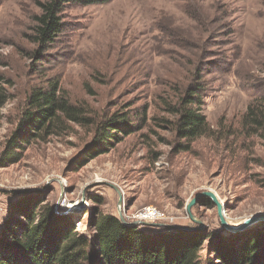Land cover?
Here are the masks:
<instances>
[{"label":"rangeland","instance_id":"obj_1","mask_svg":"<svg viewBox=\"0 0 264 264\" xmlns=\"http://www.w3.org/2000/svg\"><path fill=\"white\" fill-rule=\"evenodd\" d=\"M37 12L36 0H0V87L6 95L0 155L28 94L49 81L72 104L87 107L93 124L69 123L61 135L28 144L18 162L0 167V229L23 191L68 213L82 232L96 208L119 217L117 189L128 222L150 204L172 219L157 223L208 228L228 238L249 217L264 214V127L250 134L242 126L253 95L264 93V0L72 5L65 11L72 28L40 63L30 57L34 46L25 38ZM196 61L203 69L201 107L214 133L187 143L186 150L168 128L166 119L173 116L164 108L191 81ZM114 113H125L134 131L84 161L96 125ZM205 190L216 194L234 230L222 225L215 203L197 201L206 195L187 212Z\"/></svg>","mask_w":264,"mask_h":264},{"label":"trees","instance_id":"obj_2","mask_svg":"<svg viewBox=\"0 0 264 264\" xmlns=\"http://www.w3.org/2000/svg\"><path fill=\"white\" fill-rule=\"evenodd\" d=\"M110 0H36L26 40L34 62L46 57L48 48L67 30L72 21L69 6L94 5ZM202 61H196L191 81L176 90L174 101L165 102L168 128L184 140L179 147L200 137L213 136V128L202 111ZM0 77V81H1ZM6 95L0 87V106ZM125 113H114L96 125L92 141L83 149L84 161L109 151L134 129ZM128 118V117H127ZM69 123L91 125L87 107L72 104L57 82L34 88L26 98L17 122L5 140L0 167L18 162L26 146L59 136ZM250 134L264 127V93L252 97L242 117ZM83 164V163H82ZM13 201L0 229V264H264V221L239 231L232 237L208 228L186 230L163 227L146 231L123 223L118 216L95 209L88 217L85 232L77 230L68 213H58L37 196L23 191ZM213 200L209 196L198 198ZM96 203L99 198L92 197ZM99 203V204H100ZM214 203V202H213Z\"/></svg>","mask_w":264,"mask_h":264},{"label":"water","instance_id":"obj_3","mask_svg":"<svg viewBox=\"0 0 264 264\" xmlns=\"http://www.w3.org/2000/svg\"><path fill=\"white\" fill-rule=\"evenodd\" d=\"M117 191L119 193V200H118L119 219L123 223L128 224V225H138V226L146 225V226H152V227H167L166 224H161V223H153V222H145V221H131V222H128L125 219H123L122 212H121L122 195H121V192L118 189H117ZM202 195L209 196L213 200V202L216 204L217 212H218V215L220 217L222 225L228 230H234V229L230 228V226L227 224V222L224 219L223 204L221 203V201H219V199L217 198L216 194L213 191H211V190H205V191H202V192L198 193L196 195V197L192 200V202L187 205V212L191 215V211H190L191 205L196 201V199L198 197H200ZM191 218L194 221H197V223H199L200 226H203L200 220L194 218L193 216H191ZM260 221H264V214H259V213L255 214V215L249 217L240 227H238L235 230L241 231L242 229H245V228L249 227L250 225L255 224L257 222H260Z\"/></svg>","mask_w":264,"mask_h":264},{"label":"built area","instance_id":"obj_4","mask_svg":"<svg viewBox=\"0 0 264 264\" xmlns=\"http://www.w3.org/2000/svg\"><path fill=\"white\" fill-rule=\"evenodd\" d=\"M134 221H145V222H171L172 219L167 217V215L161 211L159 208L153 205L143 206L141 209L137 210L131 216ZM76 228H79V224H76Z\"/></svg>","mask_w":264,"mask_h":264},{"label":"bare ground","instance_id":"obj_5","mask_svg":"<svg viewBox=\"0 0 264 264\" xmlns=\"http://www.w3.org/2000/svg\"><path fill=\"white\" fill-rule=\"evenodd\" d=\"M74 205H75V203L74 204L73 203L71 204V206H74Z\"/></svg>","mask_w":264,"mask_h":264},{"label":"crops","instance_id":"obj_6","mask_svg":"<svg viewBox=\"0 0 264 264\" xmlns=\"http://www.w3.org/2000/svg\"><path fill=\"white\" fill-rule=\"evenodd\" d=\"M155 229H159L158 227H155Z\"/></svg>","mask_w":264,"mask_h":264}]
</instances>
